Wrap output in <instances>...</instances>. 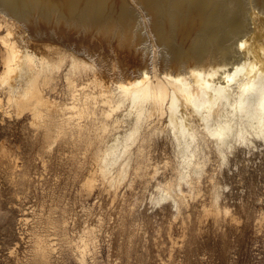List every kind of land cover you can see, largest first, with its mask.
Here are the masks:
<instances>
[{
  "label": "bare ground",
  "instance_id": "obj_1",
  "mask_svg": "<svg viewBox=\"0 0 264 264\" xmlns=\"http://www.w3.org/2000/svg\"><path fill=\"white\" fill-rule=\"evenodd\" d=\"M0 47V102L29 112L45 147L84 148L89 188L156 180L152 202L179 214L213 158L228 166L264 146V0H0ZM162 138L171 152L153 165ZM209 183L204 212L219 219L222 191ZM37 245L45 264L47 242ZM88 246L86 234L82 259Z\"/></svg>",
  "mask_w": 264,
  "mask_h": 264
},
{
  "label": "rangeland",
  "instance_id": "obj_2",
  "mask_svg": "<svg viewBox=\"0 0 264 264\" xmlns=\"http://www.w3.org/2000/svg\"><path fill=\"white\" fill-rule=\"evenodd\" d=\"M2 60L0 47V74ZM62 76L49 94L61 96ZM6 106L0 102V264H42L38 238L47 242L45 264H264V146L241 147L228 166L213 158L201 194L179 215L166 201L152 202L156 180L131 176L116 193L99 181L87 187L95 166L90 154L61 139L45 147L31 114L17 116ZM159 140L150 153L153 165L171 152ZM216 181L223 196L219 219L204 212L209 182ZM86 234L82 259L78 246Z\"/></svg>",
  "mask_w": 264,
  "mask_h": 264
}]
</instances>
